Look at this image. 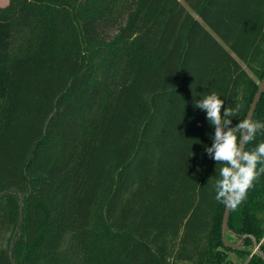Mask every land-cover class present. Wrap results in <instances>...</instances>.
Masks as SVG:
<instances>
[{
	"label": "trees",
	"instance_id": "trees-1",
	"mask_svg": "<svg viewBox=\"0 0 264 264\" xmlns=\"http://www.w3.org/2000/svg\"><path fill=\"white\" fill-rule=\"evenodd\" d=\"M263 49L264 0L1 6L0 264H264L251 237L222 240L214 129L193 107L215 92L245 119L259 83L239 59L261 80ZM228 227L264 251V174Z\"/></svg>",
	"mask_w": 264,
	"mask_h": 264
},
{
	"label": "clouds",
	"instance_id": "clouds-1",
	"mask_svg": "<svg viewBox=\"0 0 264 264\" xmlns=\"http://www.w3.org/2000/svg\"><path fill=\"white\" fill-rule=\"evenodd\" d=\"M193 107L206 113V119L214 129V135L210 137L212 144L205 146V151L221 165L219 179L214 183L215 199L235 210L246 199L253 182L264 174V142L245 150V146L256 139L257 133L264 130V122L248 117L231 126L240 106L224 107V100L215 92L202 95L194 101Z\"/></svg>",
	"mask_w": 264,
	"mask_h": 264
},
{
	"label": "water",
	"instance_id": "water-1",
	"mask_svg": "<svg viewBox=\"0 0 264 264\" xmlns=\"http://www.w3.org/2000/svg\"><path fill=\"white\" fill-rule=\"evenodd\" d=\"M264 92V75L261 79V81L259 82L258 88L254 94V97L250 103V106L248 108V111L246 113L245 118L248 117H253L254 111L256 110L257 104L262 96V93ZM230 212H231V208L229 207H225L224 208V212H223V217H222V226H221V230H222V240L224 242L225 245L229 246V247H236L239 246L242 238L249 236L252 238L253 240V253H258L261 255V257L264 259V251H262L260 249V243L257 241V239L254 237V235L252 234H243L241 235V239H239L236 242H230L228 241L227 237H226V232L228 230V221H229V216H230ZM252 253V254H253Z\"/></svg>",
	"mask_w": 264,
	"mask_h": 264
},
{
	"label": "rangeland",
	"instance_id": "rangeland-1",
	"mask_svg": "<svg viewBox=\"0 0 264 264\" xmlns=\"http://www.w3.org/2000/svg\"><path fill=\"white\" fill-rule=\"evenodd\" d=\"M9 2V0H0V7L1 6H5L7 3ZM263 55H264V49H263ZM240 63L243 65V67L247 70V72L249 73V75L257 82L259 83L260 80V71L261 68H256V69H251L244 60H240ZM255 65V64H254ZM261 242H264V237L262 238ZM229 259H231L233 262L237 263V264H241L243 261L242 259H240L234 252H230L228 254ZM180 264H188L187 262H182Z\"/></svg>",
	"mask_w": 264,
	"mask_h": 264
}]
</instances>
